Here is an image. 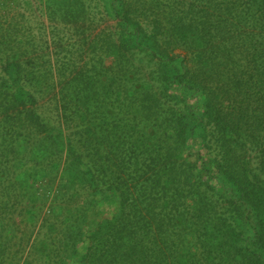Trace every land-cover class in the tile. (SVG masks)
Here are the masks:
<instances>
[{"label": "trees", "instance_id": "16d2710c", "mask_svg": "<svg viewBox=\"0 0 264 264\" xmlns=\"http://www.w3.org/2000/svg\"><path fill=\"white\" fill-rule=\"evenodd\" d=\"M0 264H264V0H0Z\"/></svg>", "mask_w": 264, "mask_h": 264}, {"label": "rangeland", "instance_id": "374dc122", "mask_svg": "<svg viewBox=\"0 0 264 264\" xmlns=\"http://www.w3.org/2000/svg\"><path fill=\"white\" fill-rule=\"evenodd\" d=\"M35 2H38V1H40V0H34Z\"/></svg>", "mask_w": 264, "mask_h": 264}]
</instances>
